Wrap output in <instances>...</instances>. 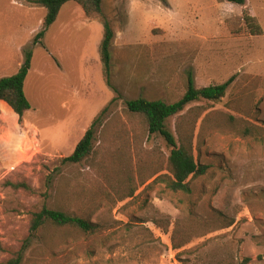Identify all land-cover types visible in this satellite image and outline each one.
<instances>
[{
	"label": "rangeland",
	"instance_id": "374dc122",
	"mask_svg": "<svg viewBox=\"0 0 264 264\" xmlns=\"http://www.w3.org/2000/svg\"><path fill=\"white\" fill-rule=\"evenodd\" d=\"M46 13L0 0V79L33 51L32 108L20 121L0 106V262L22 249V264H264V0H105L115 31L109 77L100 15L69 1L36 41ZM190 78L229 85L220 101L195 100L167 120L207 165L184 192L164 181L171 147L126 101L175 102ZM105 107L91 153L63 165ZM45 206L100 227L46 222L32 232Z\"/></svg>",
	"mask_w": 264,
	"mask_h": 264
},
{
	"label": "trees",
	"instance_id": "16d2710c",
	"mask_svg": "<svg viewBox=\"0 0 264 264\" xmlns=\"http://www.w3.org/2000/svg\"><path fill=\"white\" fill-rule=\"evenodd\" d=\"M30 2L40 4L47 9L43 21V28L37 34L36 41L46 35L48 29L57 21L61 8L69 1L78 2L84 9L87 16L100 15L104 28L103 40L101 43V60L104 73L107 77L111 74L112 67V45L115 39V31L110 20L104 14L105 0H29ZM229 2L244 5L246 0H227ZM244 19L249 31L253 35L262 33V27L257 22L255 16L248 11L244 12ZM33 51L26 50L24 63L18 72L0 79V101H5L22 121L27 111L32 108L31 102L25 92V82L32 67ZM228 83L212 84L204 87H197L192 78L189 79L188 88L184 96L172 103L162 99H148L146 97H137L126 101L128 111L133 114L141 115L145 118L150 134H159L171 147V153L168 158V169L172 176L164 181L167 186L174 191H190V177H198L206 173L207 165L200 163L194 154V149L190 141L181 138L177 140L173 131L167 126V120L180 113L185 107L199 99L211 101H220L227 92ZM109 107H105L93 120L91 126L87 129L82 139L76 145L74 152L62 158L63 165L75 164L83 161L92 151L93 143L96 138L98 128L103 124L104 115ZM11 109V110H12ZM164 178L165 176H160ZM15 188L26 187V184H13ZM46 222H49L57 228H71L74 230L95 233L100 225L90 221L86 217L78 214H69L61 210L43 207L40 211L33 214L31 231H39ZM180 246L175 244V248ZM4 248L0 242V252ZM22 249L12 254L7 260L0 264H22Z\"/></svg>",
	"mask_w": 264,
	"mask_h": 264
},
{
	"label": "crops",
	"instance_id": "0c3cea01",
	"mask_svg": "<svg viewBox=\"0 0 264 264\" xmlns=\"http://www.w3.org/2000/svg\"><path fill=\"white\" fill-rule=\"evenodd\" d=\"M0 106H1V108H3V109H5V111H9V109H8V107L7 106H9L5 101H3V100H1L0 101ZM10 107V106H9Z\"/></svg>",
	"mask_w": 264,
	"mask_h": 264
}]
</instances>
